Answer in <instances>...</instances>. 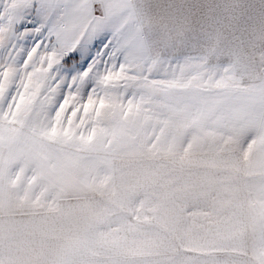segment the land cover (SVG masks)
Instances as JSON below:
<instances>
[{"label": "snow or ice", "instance_id": "1", "mask_svg": "<svg viewBox=\"0 0 264 264\" xmlns=\"http://www.w3.org/2000/svg\"><path fill=\"white\" fill-rule=\"evenodd\" d=\"M0 264H264V0H0Z\"/></svg>", "mask_w": 264, "mask_h": 264}, {"label": "rangeland", "instance_id": "2", "mask_svg": "<svg viewBox=\"0 0 264 264\" xmlns=\"http://www.w3.org/2000/svg\"><path fill=\"white\" fill-rule=\"evenodd\" d=\"M82 70V69H81Z\"/></svg>", "mask_w": 264, "mask_h": 264}]
</instances>
